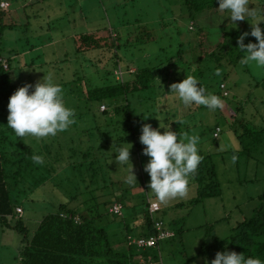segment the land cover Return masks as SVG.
Here are the masks:
<instances>
[{"label":"rangeland","instance_id":"obj_1","mask_svg":"<svg viewBox=\"0 0 264 264\" xmlns=\"http://www.w3.org/2000/svg\"><path fill=\"white\" fill-rule=\"evenodd\" d=\"M8 1L11 3L9 9L12 11L7 12L6 17L0 19V53L10 63V70L7 72L10 85L14 86V90L25 84L35 85L45 74L50 73L53 80L63 89L66 106L75 112V123L67 131L58 133L60 136L55 140L63 144L64 156L67 151L71 154V148L77 149L75 157L72 158V162L79 165L77 170L66 166L48 182L40 181L41 176L46 175L44 169H35L33 172L30 170L29 173L24 170L22 175L17 176L20 180L18 190L22 191L18 201L26 210L24 217L26 226L30 229L35 228L48 213L57 210L61 203H70L73 207L82 209L85 208V203H96L95 194L93 191L90 192V189H95L96 186L90 180L87 182L83 180L82 171H88V166L80 163L84 164L82 154L88 151V147L96 153V149L106 141L111 145L104 153L106 163L102 170L105 171V177L111 176V179L116 182L122 179L115 194L124 195L126 218L124 222L130 221L134 214H137L141 221L144 197L149 195L151 200H156L155 195L148 188L150 176L144 171V165L149 157L143 154L144 146L139 140L143 124L152 125V123L147 122L151 119L142 122L135 116L141 115L144 111L146 115L149 112H156L157 114L151 120L155 121L153 128H157L162 121L169 124L172 131L182 136H198L199 154L202 152L212 154L216 165L221 183V195L193 204L192 200L197 195L198 186L191 176L187 195L170 200L167 204L160 203L163 208L162 212L158 213V216L167 223L175 219L176 227L181 230V237L172 246L165 243L167 241L161 246L165 263L204 264L206 257L200 255L203 245L212 244L214 236L222 240L231 235L233 228L244 218L250 217L253 210L259 206L260 197L264 195V153L254 152L256 159H248L245 153H239L240 144L236 133L231 130L222 111H212L199 105L181 108L180 105L178 106V103H181L179 99L174 96L178 101L176 105L171 98L172 93L168 94L166 89L137 93L130 99V103L135 105L131 113L137 134L131 141L117 143L116 139L119 136L131 133V120L127 118L125 110L123 109L120 113L115 112L113 116L114 110H110V113L104 115L101 112L104 107L100 111L98 102H90L86 97L88 89L104 84L106 64L111 62L108 69L113 71L114 78L115 76L117 79L120 78V69L115 71L112 69V60L117 54L108 49L89 53L95 56V60L101 59L98 69L95 67L93 69L81 64L85 55L80 56L76 53L77 45L74 41L77 34L95 32L98 28L105 26H112L120 31L123 34L122 39H131V36L135 37L145 30L152 31L158 37L157 42L147 43L143 48L139 45L130 49L126 48L119 53L122 58L125 55L129 71L131 70L129 74L133 75L138 68L136 61L143 63L144 57L149 59L158 53L176 54L183 39L179 34L175 35L176 30L186 36L195 35V32H190L195 25L188 18L184 0H99V6L98 0ZM250 8L257 13V16L247 18L248 21L232 22L230 18L225 17L222 20L224 25L221 27L215 25L219 23V20H213L208 28L211 43L215 44L225 32L241 30L250 33L252 30L250 23H255L261 18L259 14L264 13V0H250ZM82 12L88 15V21L82 19ZM166 22H171L172 26H162L160 30L154 31L159 28L155 27L156 25ZM3 24L4 27H2ZM259 26L264 31V21H261ZM249 42L257 43L250 35L245 38L244 43ZM234 51L237 52L236 55L243 54L238 46L234 47ZM207 61L198 65L197 70L202 72L197 71V76L204 74L201 79L214 83L215 86H218L224 78L227 79L223 81L224 86H221L222 90L225 89L224 96H230L229 99H222L228 103L223 107L227 108V113L231 107L235 110L241 107L244 113L242 114L241 111L236 115L238 114L240 118L247 117V120L256 126L263 124L264 69L256 67L255 64L241 65L240 61H235L231 65L229 58L222 60L223 65H220L215 57H211L210 62ZM210 63L211 68L216 67V70L206 68V65ZM125 77H129L128 73ZM81 79L87 85L75 83ZM157 86L160 88L159 85ZM1 89L0 76V92ZM214 90L218 91L217 88ZM81 92H84L85 96ZM162 96H164L163 99H161ZM3 102H0V116L4 114V111L8 112L9 99ZM137 105L138 109H136ZM217 124H220L223 132L218 139H215L213 134ZM252 124L251 127H253ZM124 130L125 133H123ZM104 132H110L109 136H100V133ZM22 140L25 143H31L35 149L44 151L46 161V138L37 140L26 136ZM127 143L132 145L130 162L137 180L135 185L124 182L127 166H119L115 162V153H113L116 147L128 146ZM96 192L97 196L102 194L104 198L114 199L112 187ZM75 194L77 197L73 201ZM104 201L106 199H99L100 203ZM102 208L105 210L106 206L102 204ZM106 220L109 221L107 224L109 234L115 240L124 228L123 218L108 214ZM22 239L23 234L19 230L11 227L3 228L0 224V264H22L20 253ZM171 249L173 254L170 253Z\"/></svg>","mask_w":264,"mask_h":264},{"label":"trees","instance_id":"obj_2","mask_svg":"<svg viewBox=\"0 0 264 264\" xmlns=\"http://www.w3.org/2000/svg\"><path fill=\"white\" fill-rule=\"evenodd\" d=\"M1 1L0 19L6 17V13L9 10L1 8ZM183 3L187 10L188 18L195 25L194 28L192 27V31L189 29L190 32H195L194 36L189 35L194 40H190V44L185 45L182 39L180 48L174 55L158 53L157 56L154 55L149 59L144 57L142 59L143 63L136 61L138 68L133 75L129 74L131 70L129 71L125 55L124 59L119 53L126 48L130 49L138 45L141 46L140 48H143L147 43L157 42L158 37L152 31L145 30L141 34L135 35V37L131 36V39H122L123 34L120 31L112 26H105L104 28H98L95 32L88 31L77 34L74 37L77 45L76 53L80 56L85 55L81 64H85L87 67L94 69V67L97 68L101 63V59L95 60V56L89 53L108 49L117 54H114L115 58L112 57V69L115 71L119 68L123 72L120 78L117 79L115 76V79L113 71L108 69L111 64L110 62V64L108 63V65L104 66L107 70V72H104V84L88 89L86 93V97L90 102H98L100 111L104 107V110L101 111L104 115L110 113V110H114L112 111V116L115 112L120 113L123 109L125 110L127 118L131 120V133L119 136L116 139L117 143L126 142V140L131 141L136 137L135 121L131 113V110L135 109V105L130 103V99L135 97L137 93L142 94L147 91L153 92L154 89L156 91L166 89L167 93L171 94L169 93L171 84L181 82L186 76L191 75L197 79H201V74L197 76V71L202 72V70L199 71L197 69H199L198 65H201L200 63H203L205 60L210 62L211 57H215V60L220 65H223L222 60L229 58L231 65H233L235 61L239 62L243 56V54L236 55L237 52L235 53L234 47L237 48L238 46L237 37L245 31L234 30L232 32H225L221 38L217 39L215 44H212L209 40V24H212L213 20H219V23H215V25L222 27L224 25L222 19L227 16V13L216 11L219 7L217 0H184ZM82 19L88 21L89 17L82 12ZM167 25L172 26L171 22L161 23L155 26L159 28L154 29V31L160 30L162 26L166 27ZM4 26L3 24L2 27ZM178 34L183 36L182 32L176 30L175 35ZM5 61H7L6 57L0 53V76L2 78L0 102L9 99L15 92L14 86L10 85V78L7 74L10 70V63L7 62L8 68H6ZM211 65V63L210 65H206V68L213 71L216 70V67L211 68ZM127 73L129 77H125ZM222 73L226 74L225 72ZM213 74L216 75V73ZM82 80L78 82L75 80V83L87 85ZM226 80L225 78L221 80L218 86L206 80L204 82L201 80L200 82L204 87L207 85L208 91L218 95L220 98L222 97L221 99H229L230 96H224L221 88L223 81ZM159 82H163L164 84H158ZM166 84L168 85L167 87ZM216 88H221V92L214 90ZM81 94L84 95V92H81ZM172 97L175 99V102L177 99L174 97V94H172ZM163 98L164 96L161 99ZM223 103L224 105L228 104L225 101ZM179 105L181 108L184 106L182 103ZM138 108L139 106L137 105L136 109ZM218 110L222 111L231 130L236 133L240 144L239 153H245L248 159H256L253 154L254 152L264 153V123L256 126L250 120L248 121L247 117L243 116L240 118L238 114L241 111L242 114L244 113L241 107H237L236 110L231 107L229 113L226 111L227 108ZM3 113L0 116V224L3 228H15L23 234L20 250L22 264H137L148 263L149 261H154V263L165 262V260L161 261V257H163L161 246L165 241H167L165 243L169 244V246H172L181 237V230L176 227L175 219L167 223L162 217L158 216V213L162 212V207L156 214L155 219L162 220L165 228L174 231L175 236L161 241L159 247L155 248L139 249V247L129 244V235L133 238H140L150 237L157 233L155 221L149 211L152 200L149 195L144 197V209L140 216L141 221L139 216L135 214L131 216L132 224L129 225V223L124 222L126 219L124 212L125 204L123 202L124 195L115 194L118 191V184L121 183L122 179L116 182L111 179V176L105 177V171L102 170L103 165L106 163L104 153H106V150L111 145L108 141L106 143L102 142L96 149V153L92 152L88 147V151L82 154V159L85 162L84 164L80 163L81 165L88 166V171H82L84 175L83 180L86 182L90 180L96 186L95 189H90V192L93 191V194H95L94 201L96 203H85V208L83 209L73 207L70 203H61L57 210L48 213L35 228L33 227L34 229L26 226L24 223L26 210L24 212L25 208L23 204L18 201V197L22 195V191L18 190L20 189V180L17 176L22 175V171L24 170L29 173L30 170L33 172L35 169H44L46 175H42L40 181L48 182L54 179L66 166H71L77 170L79 165L72 162L77 149L71 148V154L67 151L66 156H64L63 144L59 140H55L60 135L57 134L53 138L47 137L45 161L44 151L35 149L31 143H25L22 138H18L7 127V116L9 113L6 111ZM236 113L238 114L236 115ZM155 114L157 113L149 112L146 115L144 111L141 115L135 116V118L145 122L149 119L153 120ZM134 115L136 114L134 113ZM151 120L147 122L152 123L153 127L155 121L152 122ZM251 124L253 127L250 126ZM222 132L223 128L220 124H217L213 134L214 138L218 139ZM108 133L110 132L100 133V136L104 137L107 135L108 137ZM123 133H125V130ZM14 137L17 141H15ZM33 155L42 156L44 163L42 165L34 164L32 160ZM200 155L202 157L201 163L197 171L192 175L198 186L197 195L192 200L193 204L202 202L207 198L219 196L222 193L221 183L212 154L202 152ZM107 187L114 189V199L111 198L109 200V198H104L102 194L96 195V191L106 190ZM76 197L77 194L73 195L72 200L74 201ZM99 199H106V201L100 203ZM115 203L123 205L122 215L111 212V208ZM102 204L106 206L105 210L104 208L101 209ZM19 207L22 208V214L18 213ZM108 214L123 218L124 228L121 235L115 238V240H113L108 231L107 224H109V221L106 220ZM140 225L143 226V230L137 234L135 233V227ZM232 231L231 235L222 240L214 236L212 244L203 245L200 255L205 256L211 261L215 258L217 252L227 250L235 251L238 254H245V256L256 257L264 261V195H261L260 204L253 210V214L239 222ZM170 253L173 254L172 249ZM137 256H143L144 260H138Z\"/></svg>","mask_w":264,"mask_h":264},{"label":"clouds","instance_id":"obj_3","mask_svg":"<svg viewBox=\"0 0 264 264\" xmlns=\"http://www.w3.org/2000/svg\"><path fill=\"white\" fill-rule=\"evenodd\" d=\"M216 11L227 13L232 22L247 20L256 17L257 13L250 8V0H217ZM252 25L251 32H244L237 37L238 49L243 56L241 65L255 64L264 69V31L259 26L264 21V13ZM225 18V17H224ZM223 18V19H224ZM222 19V20H223ZM255 38L257 43H244L248 36ZM199 85V86H198ZM169 93L185 106H205L215 111L223 109L222 99L205 89L200 81L188 75L182 82L173 83ZM7 127L18 138L31 136L37 140L55 137L58 133L67 131L75 123V112L66 106L63 98V89L57 84L52 74H45L43 78L32 84L19 87L9 97L7 105ZM163 129V132H161ZM140 143L144 146L143 154L149 157L144 165V171L150 176L148 188L161 204L170 200L183 198L189 191L190 177L197 171L202 157L199 154V137L180 135L171 130L169 124L160 121L157 128L151 124H143ZM116 147L115 162L119 166H127V175L124 182L128 185L137 183L133 174V165L130 162L132 145ZM34 164L42 165L43 157L33 155ZM204 264H264V261L235 251L217 252L210 262L204 258Z\"/></svg>","mask_w":264,"mask_h":264},{"label":"built area","instance_id":"obj_4","mask_svg":"<svg viewBox=\"0 0 264 264\" xmlns=\"http://www.w3.org/2000/svg\"><path fill=\"white\" fill-rule=\"evenodd\" d=\"M11 7V3L9 1H1V8L4 10H8ZM5 66L8 68V63L5 61ZM123 72L120 70V75H122ZM224 86V85H223ZM161 210V205L157 201H151L149 211L151 214V217L155 221V228L157 230V233L150 236V237H140V238H133L132 236H129V244L135 245L139 248H155L159 247L160 242L164 241L166 239H169L171 237L175 236V232L172 230H169L165 228L164 222L159 219H155L156 214ZM111 212H114L115 214L122 215L123 214V205L121 203H115L112 208ZM18 213H22V208H18ZM162 261V260H161ZM162 262L154 263V261H149L148 264H161Z\"/></svg>","mask_w":264,"mask_h":264},{"label":"crops","instance_id":"obj_5","mask_svg":"<svg viewBox=\"0 0 264 264\" xmlns=\"http://www.w3.org/2000/svg\"><path fill=\"white\" fill-rule=\"evenodd\" d=\"M2 1H7V0H2ZM9 11H12V10L9 9L8 12H9ZM189 29H190V26H189ZM182 37H183V41L185 42V45H186V44H187V45L190 44V42L194 40V38H193V37H189V35H187V36H186V35H183ZM190 40H191V41H190ZM154 55L157 56L156 54H154ZM146 58H147V57H146ZM202 75H204V74H201V76H202ZM198 80H199V81L202 80V81L204 82L203 79H198ZM226 81H227V80H226ZM181 82H182V81H181ZM200 83H201V82H200ZM171 85H172V84H171ZM201 85H202V84H201ZM166 86H168V85L166 84ZM198 86H199V85H198ZM203 87H204V86H203ZM227 87H228V84H227ZM207 88H208V87H207V85H206L205 89L207 90ZM207 91H208V90H207ZM218 91L221 92L220 89H218ZM223 92H225V89L223 90ZM171 98H172L173 100H175L173 97H171ZM176 101H177V100H176ZM176 101H175V103H176V105H177L178 101H177V102H176ZM178 106H179V103H178ZM177 122H178V121H177ZM154 125H155V123H154ZM154 125H153V127H154ZM155 127H156V126H155ZM152 201H153V200H152ZM154 201H157V200L154 199ZM157 202H159V201H157ZM159 203H160V202H159ZM160 205H161V204H160ZM161 208H162V206H161ZM24 212H25V209H24ZM134 215H135V214H134ZM127 223H129V225H130V224H132L133 222H132V220H130V221H127ZM141 226H142V225H140V226H136V227H135V233L138 234V233H140L141 230H143V226H142V227H141ZM129 236H130V235H129ZM129 236H128V237H129ZM139 249H140V248H139ZM161 251H162V250H161ZM162 256H163V254H162ZM136 258H137L138 260H140V261H143V260H144V257H143V256H139V257L137 256ZM163 258H164V257H161V260L164 261ZM137 264H148V263H137ZM161 264H167V263L164 262V263H161ZM173 264H178V263H173Z\"/></svg>","mask_w":264,"mask_h":264}]
</instances>
